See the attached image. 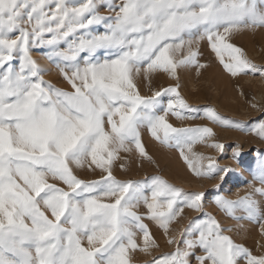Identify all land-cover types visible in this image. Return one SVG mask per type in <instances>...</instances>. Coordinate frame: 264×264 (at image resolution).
Here are the masks:
<instances>
[{
    "label": "snow or ice",
    "instance_id": "obj_1",
    "mask_svg": "<svg viewBox=\"0 0 264 264\" xmlns=\"http://www.w3.org/2000/svg\"><path fill=\"white\" fill-rule=\"evenodd\" d=\"M101 7L115 14L102 15ZM255 28H264V0H0V264H132L131 252L147 253L156 244L145 220L167 235L185 209L200 215L181 229L182 240L169 239L176 244L172 252L147 264H191L189 257L196 264H264V254L236 243L203 211L211 195L229 216L243 209L259 220L264 233V210L254 198L264 197V186L235 200L218 194L235 170L193 150L208 144L224 156L231 148L239 162L241 146L213 139L207 125L174 126L168 119L194 121L202 113L222 128L264 140V108L256 119L235 120L211 106L190 105L178 82L151 87L154 73L179 81L178 69L204 68L202 40L231 76H264V65L229 42ZM36 46L48 49L45 58L70 90L45 80L51 69L33 58ZM142 83L150 95L141 94ZM145 128L159 144L177 149L194 175L218 176L220 183L186 191L161 175L118 178L117 163L126 170L133 157L155 162L142 139ZM85 165L99 177L82 178ZM254 179L264 185V156Z\"/></svg>",
    "mask_w": 264,
    "mask_h": 264
},
{
    "label": "rangeland",
    "instance_id": "obj_2",
    "mask_svg": "<svg viewBox=\"0 0 264 264\" xmlns=\"http://www.w3.org/2000/svg\"><path fill=\"white\" fill-rule=\"evenodd\" d=\"M113 2L118 5L121 0H113ZM99 11L105 16L115 14L107 7H101ZM96 30L102 31L103 27L96 26ZM229 42L243 48L248 58L256 65H264V28L245 29L234 33L231 35ZM61 47H64V45L62 44ZM198 49V60L205 65L204 68L199 71L194 66L178 69L179 81L169 77L167 73H154L152 76V89L159 90L164 87L175 86L178 82L181 95L194 107L211 106L221 115L235 120L249 121L260 117L261 108H264V76L248 73L233 77L223 67L216 52L206 40L199 42ZM47 51L48 49L42 46H36L32 50L33 58L41 65L51 69L43 74L45 80L51 81L57 87L70 90V85L62 78L59 69L52 61L45 58ZM221 55L224 61L228 62L227 52H222ZM140 80L142 81L143 78L141 77ZM141 94H151L147 84H141ZM253 104L258 107L253 108ZM168 119L174 126L207 125L216 134L213 139L225 144H239L241 146L243 156L239 162L232 158L231 148H228L227 155L221 156L217 150L209 147L208 144H196L193 147L194 151L202 152L206 156H217L220 164L228 165L235 170L229 175L218 194L235 200L245 196L255 187L264 186L261 185L258 179H254V173L258 169L262 156H264V140L249 132L233 128H222L204 118L202 113L194 121H181L171 115ZM141 135L155 162L149 163L147 160H140L133 157V154H129L133 158L127 161L126 170L121 169L119 163L114 167V174L118 178L144 179L146 176L161 175L186 191H208L214 184L220 183L218 176L210 179L194 175L180 157L177 149L159 144L151 137L146 128L141 130ZM78 174L85 179H97L100 175L99 170L93 173L87 169V165L84 169L79 170ZM49 181L58 183V181H53L51 178H49ZM254 198L258 201L259 208L264 210V197L256 194ZM137 210L144 212V207L140 206ZM203 211L211 213L220 221L225 228V234L231 236L236 243L248 247L254 255L264 254V233L261 231L259 220L249 219L243 209H237L233 216H229L214 203L211 195L204 201ZM199 215L200 213L191 209H185L183 216L172 223L167 235L154 222L146 219L145 223L149 225L156 244L147 253L139 249L131 252L132 264H147L154 258L172 252L176 248V244H170L169 239L176 237L182 240L181 229L187 226L193 216ZM236 217L240 218L237 219ZM229 228L231 231H228ZM137 241L142 244V235L139 233H137ZM183 246L181 243L180 247ZM194 251L195 255H203L200 248H196ZM189 259L191 264H196L193 257H189ZM240 264H244V261L241 260Z\"/></svg>",
    "mask_w": 264,
    "mask_h": 264
}]
</instances>
